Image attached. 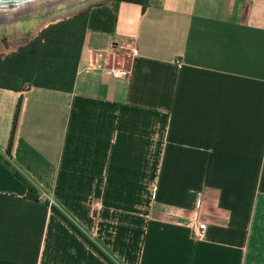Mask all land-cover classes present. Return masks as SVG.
<instances>
[{
	"label": "crops",
	"instance_id": "obj_1",
	"mask_svg": "<svg viewBox=\"0 0 264 264\" xmlns=\"http://www.w3.org/2000/svg\"><path fill=\"white\" fill-rule=\"evenodd\" d=\"M42 192L118 264H264V0H121L70 91L0 86V264H108Z\"/></svg>",
	"mask_w": 264,
	"mask_h": 264
},
{
	"label": "trees",
	"instance_id": "obj_2",
	"mask_svg": "<svg viewBox=\"0 0 264 264\" xmlns=\"http://www.w3.org/2000/svg\"><path fill=\"white\" fill-rule=\"evenodd\" d=\"M121 0H104L81 9L44 26L35 36L6 53H0V86L16 90L26 86H42L64 91L73 88L79 52L86 29L113 31L116 10ZM138 2L144 9L147 0H127ZM20 98L15 107L7 152L13 140ZM15 175L27 185L26 196L38 199L35 187L25 176L13 167ZM49 204L61 220L103 258L108 264H118L100 246L96 245L56 204Z\"/></svg>",
	"mask_w": 264,
	"mask_h": 264
},
{
	"label": "water",
	"instance_id": "obj_3",
	"mask_svg": "<svg viewBox=\"0 0 264 264\" xmlns=\"http://www.w3.org/2000/svg\"><path fill=\"white\" fill-rule=\"evenodd\" d=\"M92 2L94 0H0V23H3L0 29L21 28L31 34L30 39L48 23L69 17Z\"/></svg>",
	"mask_w": 264,
	"mask_h": 264
},
{
	"label": "rangeland",
	"instance_id": "obj_4",
	"mask_svg": "<svg viewBox=\"0 0 264 264\" xmlns=\"http://www.w3.org/2000/svg\"><path fill=\"white\" fill-rule=\"evenodd\" d=\"M104 0H94L92 4L101 2ZM51 20L53 18H50ZM49 22V21H47ZM3 25V23H0ZM31 36L30 33L24 32L21 28H10L9 30L2 31L0 29V53H6L12 49H15L18 45L24 43ZM48 199L47 197H43ZM53 200V198H52ZM53 203V202H52Z\"/></svg>",
	"mask_w": 264,
	"mask_h": 264
},
{
	"label": "built area",
	"instance_id": "obj_5",
	"mask_svg": "<svg viewBox=\"0 0 264 264\" xmlns=\"http://www.w3.org/2000/svg\"><path fill=\"white\" fill-rule=\"evenodd\" d=\"M181 63H182L181 60H177L178 66H180ZM110 71H111V74L115 77H126L129 73V68H113ZM42 195L47 197L48 198L47 200L50 203H52L53 200L49 195H47L45 192H42ZM198 204H199V196L196 195L194 198V205L196 206ZM205 228H206L205 222L203 221L199 222L193 230V236L199 239L203 238L205 235Z\"/></svg>",
	"mask_w": 264,
	"mask_h": 264
},
{
	"label": "bare ground",
	"instance_id": "obj_6",
	"mask_svg": "<svg viewBox=\"0 0 264 264\" xmlns=\"http://www.w3.org/2000/svg\"><path fill=\"white\" fill-rule=\"evenodd\" d=\"M4 9H6V8H4Z\"/></svg>",
	"mask_w": 264,
	"mask_h": 264
}]
</instances>
